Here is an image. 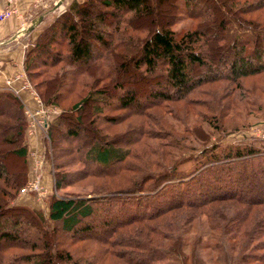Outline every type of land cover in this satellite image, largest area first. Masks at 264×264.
Here are the masks:
<instances>
[{
  "label": "trees",
  "instance_id": "1",
  "mask_svg": "<svg viewBox=\"0 0 264 264\" xmlns=\"http://www.w3.org/2000/svg\"><path fill=\"white\" fill-rule=\"evenodd\" d=\"M194 2L201 3L196 11L191 7ZM180 10L186 18L197 20V25L177 37L170 29L173 17L169 14ZM234 29L241 32L233 33ZM141 31L144 39L130 47ZM34 42L28 58L36 53L23 67L25 77H35L30 71L33 66L47 69V76L34 88L40 102L59 111L45 133L53 140L62 126L71 155L84 169L95 168L86 175L98 180L128 179L126 173L133 171L126 162L129 150L146 146L148 139L168 138L174 146L172 129L166 130L160 122L163 115L170 116L180 107L201 106L203 113L196 116L204 120L203 116L212 114L206 118L212 126L224 107L231 110L235 102L240 103L243 81L261 76L264 85V0H69ZM129 47L127 56L124 50ZM44 56L48 59H41ZM128 68L145 87L140 96L118 80V73ZM197 68L205 75L198 76ZM159 85L164 89H153ZM76 87L87 92L63 109L59 99ZM220 91L216 100L214 95ZM195 96L204 97L201 105L192 103ZM112 99L118 104L113 105ZM139 101L148 104L147 110L156 109L154 119L159 125L149 121L142 106L137 113L160 131L158 135L140 126L128 138L107 140L99 128L85 132V140L80 137L88 106L89 124L100 117L99 122L112 125L113 119L104 112L129 111ZM24 128L20 102L0 92V150L17 143L10 154L22 161L21 168L9 174L1 166L0 152V264H185L190 257L183 253L182 236L189 222L199 217L206 219L208 230L219 240L212 242L211 249L219 254L227 251L226 261L223 256L214 259L218 263L264 264V150L218 148L206 142L207 147L198 153L204 158L201 167L185 177L177 171L187 162L185 158L167 166L159 162L160 173H147L148 177L145 166L136 167V172L144 173L128 181L127 188L102 187L95 199L50 197L43 215L12 204L26 178V148L20 145ZM226 134L220 131L218 138ZM52 150L57 155L53 146ZM146 155L154 157L151 150ZM64 181L54 174V189H61ZM205 257L211 262L209 254Z\"/></svg>",
  "mask_w": 264,
  "mask_h": 264
},
{
  "label": "rangeland",
  "instance_id": "2",
  "mask_svg": "<svg viewBox=\"0 0 264 264\" xmlns=\"http://www.w3.org/2000/svg\"><path fill=\"white\" fill-rule=\"evenodd\" d=\"M69 1V0H68ZM174 1V0H173ZM179 4V3H178ZM168 8L169 3H167ZM201 3L198 4L196 2L191 4L192 10L193 7L196 9L200 8ZM65 8V6H64ZM166 9V10H167ZM164 10V9H163ZM64 11V9H63ZM159 12V11H158ZM209 12V11H208ZM207 13V12H206ZM172 14V16H171ZM169 14L170 18L173 17V20H170V29L175 33L177 37H179L185 31L194 28L197 25V20L188 19L186 18L181 10L179 13H175L171 11ZM208 14V13H207ZM255 16V15H254ZM203 22L202 20H199ZM31 24V23H30ZM48 24L41 26L38 29L37 35L33 36L32 31L36 25L32 28V30L27 31V28L21 29L18 33L13 34L12 36L0 37V92L8 93L9 95L13 96L14 98L18 99L21 104V111L22 115L25 120V128L23 133V139H21V146L26 148V178L24 183L21 185L20 189L15 193L14 198L12 200V204L19 207H25L31 210L39 211L43 215L47 214V207H48V199L50 197L55 198H90L95 199L98 198L101 191H99L102 187L105 189H109L111 191L117 189H125L127 188L132 181H136L140 175H142L141 171L137 172L134 170L137 168H144L145 166V176L148 177L147 173H160V168L158 167L159 162L163 165L167 166L170 162L185 158L187 162H184L182 165L177 167V171L179 175L186 176L194 172L197 168L201 167L204 158L198 155L201 149L207 147L206 142L209 144H215L218 148H225V147H247L252 146L256 149L264 150V92L261 89H264V85L261 83L259 77H255L252 79H248L242 82L241 91H239V98L240 103L238 104L235 102L233 108L227 109L224 107L223 113L220 116L219 120H213L212 123H217L215 125L210 126L208 124L210 119H206L212 117V114L208 113L207 116H203V119H199L196 115L199 113L202 115L203 109L201 106H186L185 108L180 107L174 111L172 115H163L161 117V123L163 122V126L166 130H171L173 133V138L177 141H174V146L170 143L169 139L165 138V141H155L154 139H148L146 141V146H135L131 147L129 152V156L126 158V162L129 165L130 169L133 170L132 172L126 173V178L121 180L120 177L112 178L110 180L106 179H94L90 176H87L89 171H95L96 169L91 167L87 170L83 168L81 162H78L70 153V142L64 140L65 129L62 126H59L56 129V134L53 135V140H49L45 130L41 127L35 126L33 129H29V119L27 116L24 115V111L29 110L31 113L36 111L38 107L33 99V96L38 98V90L36 91L34 88V84L41 83L44 76L46 77V71L41 70V66H33L31 67L35 77L33 79H28L25 77V73L23 71V67L27 65L28 59L31 60L35 56L34 53L30 54L28 58V53L30 50H33V46L35 44V38L39 35L41 30L46 27ZM1 26V25H0ZM208 26V25H205ZM99 27L97 26V29ZM210 35L213 33L212 30H209ZM233 33H239L241 31L233 30ZM136 41L134 43H130L131 45L135 46L139 44L141 40L144 39L145 33L141 31L140 33H136L134 35ZM130 47L124 50V54L128 56V51ZM55 51H60V49L56 46L53 47ZM46 58L41 57V59ZM48 57L46 58V60ZM39 62V60H36ZM60 68L57 67L56 70L50 71V73H54ZM157 67L156 70H158ZM62 69L66 71L68 68L63 67ZM45 71V74L37 75L35 73H39ZM220 71L221 68H220ZM137 73L132 70V68H128L125 71H120L119 75V82L125 88L133 87L135 89L136 95L140 96L144 92L143 90L145 87H142V83L139 81ZM198 76L205 75V71L197 68ZM146 79L150 80L148 76ZM28 84L31 88V91L24 90L19 92V94L15 95L11 89L18 88L22 86V84ZM110 83L109 85H111ZM67 85V84H66ZM101 84H99L100 86ZM98 88V87H97ZM100 89L105 90L100 87ZM154 90L160 91L164 89L163 85H159L158 87H153ZM16 90V89H14ZM109 89V93H110ZM147 91V90H146ZM31 92V93H30ZM87 92L86 90H78V88H74V90L63 94L61 96L60 103L63 109H69V107L73 104H76L77 101ZM34 93V94H32ZM119 93V92H118ZM221 91L218 92L217 95H214V98L218 100ZM25 95L27 97V104L21 100L22 96ZM35 97V98H36ZM192 103L196 105H201V101H203L204 97L202 96H195ZM38 100H40L38 98ZM141 101V100H140ZM137 102L136 107L131 106L129 111L127 110H114L107 114L104 112L107 117L112 118L114 124L112 125H104L101 123L100 117L98 118V122L95 123V119L92 124H89L90 121V109L91 106L87 107V114L82 115L81 124L85 127V129L81 132L80 137L82 140H85L88 135L85 132L96 130L97 128L102 129L105 131L106 139H119L120 137H130V135L134 134L136 129L140 126L139 129L148 130L152 133V135H158L160 131H158L154 126L145 124V121H151L155 124L154 113H156V109L147 108V103ZM207 101V100H205ZM217 104H221V101H217ZM41 106L44 110L45 116H48L47 123L48 124L54 117H56L59 113L58 109L54 105H44L42 102ZM111 103L113 105L118 104L116 99H112ZM204 105V104H203ZM25 106V107H24ZM142 106V107H141ZM141 107V110H144V114L148 117L142 118V115L138 116L137 110ZM136 108V109H135ZM183 108V109H182ZM2 110V109H1ZM35 110V111H34ZM38 110V109H37ZM53 111V112H52ZM89 111V112H88ZM158 111V110H157ZM159 112V111H158ZM40 114V112L38 113ZM43 114V115H44ZM216 115V113H213ZM40 117V116H39ZM4 119V118H3ZM3 121V120H2ZM159 125V124H155ZM162 125V124H161ZM67 127V126H66ZM103 127V128H102ZM74 129V127H72ZM87 130V131H86ZM165 130V131H166ZM227 132L224 137L218 138L219 132ZM161 133L162 130H161ZM229 133V134H228ZM165 134V133H163ZM34 140H38V142H34ZM208 140V141H207ZM167 143V144H166ZM158 145H161L162 148H157ZM18 146L15 143L14 146H2L0 152L3 154L1 160V166L6 169V172L9 174H15L18 169L21 168L22 161L13 155L10 154V151L16 149ZM39 146V147H35ZM52 146L56 149L55 152L57 155H54V151L52 150ZM39 149L37 151V149ZM156 148V151H155ZM151 150L154 157H148L146 154ZM45 154L48 156L47 159H44ZM52 154V156H50ZM133 156L136 159H133ZM158 159V157H160ZM188 157V158H187ZM145 160V165L142 164V161ZM191 160V161H190ZM195 160V161H193ZM40 161V162H39ZM198 163H197V162ZM173 163V162H172ZM40 164V167H39ZM160 166V165H159ZM37 168L34 173V177H38L40 187H42L43 194L41 196H37L35 193H28L22 194L20 191L25 187V185L31 181L30 172L32 169ZM204 166H202L203 168ZM201 168V169H202ZM147 171V172H146ZM44 174L47 177V182L41 183V174ZM54 174L64 177L65 181L63 186L59 190L54 189ZM127 180V183L125 180ZM132 180V181H130ZM129 181V183H128ZM1 183V181H0ZM249 183V182H248ZM105 184V185H104ZM163 186V184H161ZM160 186V187H161ZM250 184L247 186L249 187ZM148 187V186H147ZM150 189V187H148ZM221 190V189H220ZM145 190H142L144 192ZM153 193L152 191H147ZM213 191H209V193H213ZM221 192V191H216ZM208 193V192H207ZM142 194V193H140ZM146 194V193H143ZM227 205V204H224ZM92 220V219H91ZM91 222V221H89ZM92 224L95 223V220L91 222ZM186 233L182 236L183 242L186 243L183 249V253L190 257L189 260H186L185 264H225L221 262H217L214 260L216 257L219 259L222 258L225 260L227 257V251L221 250V254L217 251L211 249L212 242L217 241V236H214L212 232L208 230L207 221L203 217H199L198 219H194L189 222V224L185 227ZM64 235V234H63ZM62 237H60L61 239ZM67 237L64 236L62 240L66 239ZM219 241V240H218ZM205 245L206 248H203ZM203 246V247H202ZM236 249L233 250V255L235 254ZM209 254V257L212 258L211 262L207 260L205 255ZM259 253V252H258ZM228 255V254H227ZM222 260V259H221ZM219 261V260H218ZM226 261V260H225ZM174 264H181L180 262H172ZM226 264H228L226 262Z\"/></svg>",
  "mask_w": 264,
  "mask_h": 264
},
{
  "label": "crops",
  "instance_id": "3",
  "mask_svg": "<svg viewBox=\"0 0 264 264\" xmlns=\"http://www.w3.org/2000/svg\"><path fill=\"white\" fill-rule=\"evenodd\" d=\"M81 1V0H77ZM68 3V0H18L14 5V13L7 20L0 23V37L12 36L18 33L21 29L30 26V23L36 21L40 17V21L36 24L32 31V35H37L38 29L45 24H49L55 17L63 12L64 6ZM4 2L0 0V10L3 9ZM2 66V64L0 63ZM23 102L27 104V97L21 95ZM29 105V104H27ZM38 142V140H34ZM39 147V146H35ZM37 149V148H36ZM39 149H37L38 151ZM40 162V161H39ZM40 167V164H39ZM38 167L31 170V179L34 177L35 170ZM41 174V183L47 182V177L44 172Z\"/></svg>",
  "mask_w": 264,
  "mask_h": 264
},
{
  "label": "built area",
  "instance_id": "4",
  "mask_svg": "<svg viewBox=\"0 0 264 264\" xmlns=\"http://www.w3.org/2000/svg\"><path fill=\"white\" fill-rule=\"evenodd\" d=\"M16 1H18V0H3L4 7H3V9L0 10V23L7 20L8 18H10L13 15L14 5H15ZM14 89H16V90H14ZM24 90H28V92H29V91H31V88L29 87L28 84L25 83V84H22V86H20L18 88L12 87V89H11V91L15 95L19 94V92L24 91ZM32 94H34V93H32ZM35 97L33 96V99H34L36 105L38 106L36 108V111L34 110L35 112L31 113L29 110H26V111H24V115L27 116V118L30 121L29 122V129L30 130L33 129L35 126L41 127L43 130H45L46 125H47L46 121L48 119V116H45L44 112H46L47 110H44L42 108L40 101L38 100L37 97L36 98ZM39 112H40V114H38ZM20 192L22 194L35 193L37 196H41L43 194V190H42V187H40L37 175L35 178H33L31 181H29Z\"/></svg>",
  "mask_w": 264,
  "mask_h": 264
},
{
  "label": "water",
  "instance_id": "5",
  "mask_svg": "<svg viewBox=\"0 0 264 264\" xmlns=\"http://www.w3.org/2000/svg\"><path fill=\"white\" fill-rule=\"evenodd\" d=\"M39 21H40V17L36 21H33L26 30L27 31L32 30V28L34 27V25H36Z\"/></svg>",
  "mask_w": 264,
  "mask_h": 264
}]
</instances>
